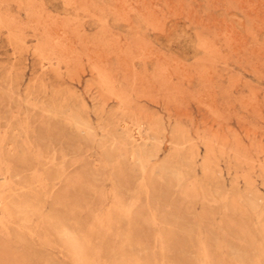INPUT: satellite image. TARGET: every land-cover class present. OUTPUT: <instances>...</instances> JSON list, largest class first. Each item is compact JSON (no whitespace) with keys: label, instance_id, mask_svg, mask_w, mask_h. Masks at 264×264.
I'll return each mask as SVG.
<instances>
[{"label":"rangeland","instance_id":"obj_1","mask_svg":"<svg viewBox=\"0 0 264 264\" xmlns=\"http://www.w3.org/2000/svg\"><path fill=\"white\" fill-rule=\"evenodd\" d=\"M47 263L264 264V0H0V264Z\"/></svg>","mask_w":264,"mask_h":264},{"label":"bare ground","instance_id":"obj_2","mask_svg":"<svg viewBox=\"0 0 264 264\" xmlns=\"http://www.w3.org/2000/svg\"><path fill=\"white\" fill-rule=\"evenodd\" d=\"M1 145H2V144H1ZM26 183H27V182H26ZM33 187H34V186H33ZM31 189H32V188H31ZM23 191H25V190H23ZM5 193H7V192H5ZM11 193H12V192H11ZM30 193H31V192H30ZM13 194H14V193H13ZM14 195H15V194H14ZM9 200H10V198H9ZM9 200L7 199V201H5V203L8 202ZM2 201H3V199H2ZM5 203H4V205H5ZM33 203H34V202H33ZM6 204H8V203H6ZM27 204H28V203H27ZM8 205H10V203H9ZM13 205H14V204H13ZM13 205H11V206H13ZM17 206H18V205H17ZM19 206H20V205H19ZM28 206H29V205H28ZM28 206H27V207H28ZM4 207H5V206H3L2 208L4 209ZM15 207H16V205H15ZM25 207H26V206H25ZM26 209H27V208H26ZM16 210H17V209H16ZM18 210H19V208H18ZM13 213H14V212H13ZM12 216H13V214H12ZM23 216H24V215H23ZM13 218H14V217H13ZM14 219H15V220L17 219L16 216H15ZM1 221H2V220H1ZM16 221H17V220H16ZM18 222H19V220H18ZM18 222H17V223H18ZM20 222H21V221H20ZM17 225L19 226V224H17ZM20 225H21L20 228H22V224H21V223H20ZM14 227L17 228V226H14ZM16 230H18V229H16ZM22 233H23V232H22ZM20 234H21V232H20ZM16 241H17V240H16ZM23 241H25V240H23ZM48 260H49V259H48ZM50 260H51V259H50ZM44 263H46V262H44ZM47 264H48V263H47ZM51 264H52V263H51ZM54 264H55V263H54Z\"/></svg>","mask_w":264,"mask_h":264}]
</instances>
